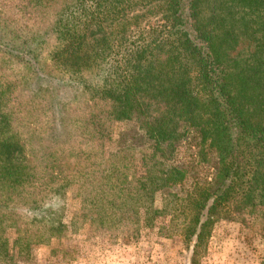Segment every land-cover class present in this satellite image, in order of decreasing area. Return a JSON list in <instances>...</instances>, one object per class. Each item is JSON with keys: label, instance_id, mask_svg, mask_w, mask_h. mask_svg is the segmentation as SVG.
Returning <instances> with one entry per match:
<instances>
[{"label": "trees", "instance_id": "16d2710c", "mask_svg": "<svg viewBox=\"0 0 264 264\" xmlns=\"http://www.w3.org/2000/svg\"><path fill=\"white\" fill-rule=\"evenodd\" d=\"M66 175L84 221L189 264L220 219L264 224V0H0V232L65 233Z\"/></svg>", "mask_w": 264, "mask_h": 264}, {"label": "rangeland", "instance_id": "374dc122", "mask_svg": "<svg viewBox=\"0 0 264 264\" xmlns=\"http://www.w3.org/2000/svg\"><path fill=\"white\" fill-rule=\"evenodd\" d=\"M39 113L38 109L36 118ZM122 126V122L114 121L111 128L115 132ZM108 148V143H104V155ZM132 168L127 165L128 172ZM81 176L54 179L65 193L67 231L48 235L41 243L30 241L24 247L17 233L20 218L12 215L0 232V264H189L191 246L178 233L166 236L144 230L131 238L128 235L133 231L127 220L122 230L112 231L84 221L80 207L88 203L81 200L78 185L86 179ZM86 181L88 189L90 183ZM98 183L96 190L100 196H106L110 177L103 175L95 184ZM260 222L258 215L245 216L241 222L220 219L213 226L197 264H264V224Z\"/></svg>", "mask_w": 264, "mask_h": 264}]
</instances>
